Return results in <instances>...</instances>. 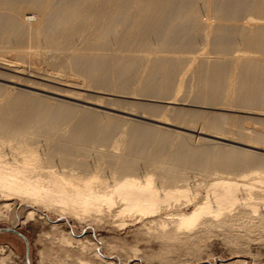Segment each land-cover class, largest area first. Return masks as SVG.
I'll return each instance as SVG.
<instances>
[{
    "label": "bare ground",
    "instance_id": "obj_1",
    "mask_svg": "<svg viewBox=\"0 0 264 264\" xmlns=\"http://www.w3.org/2000/svg\"><path fill=\"white\" fill-rule=\"evenodd\" d=\"M0 68L166 103L124 111L102 101L197 134L0 86V221L18 201L28 208L23 224L37 216L50 223L43 238L64 256L43 250L42 264L149 261L140 242L190 247L218 232L234 244L252 232L264 241V155L193 145L221 140L264 151V130L246 126H264L263 118L218 111L264 116V0H0ZM63 89L52 88L92 100ZM50 215L108 234L79 238ZM127 230L134 243L122 237ZM0 253L1 264L10 262L12 250Z\"/></svg>",
    "mask_w": 264,
    "mask_h": 264
},
{
    "label": "rangeland",
    "instance_id": "obj_2",
    "mask_svg": "<svg viewBox=\"0 0 264 264\" xmlns=\"http://www.w3.org/2000/svg\"><path fill=\"white\" fill-rule=\"evenodd\" d=\"M0 72L4 75L9 74V75L16 76L20 78V80H22L18 82H15L13 80L7 82L4 80L5 77L3 79L0 78V86L11 92L23 93V94L25 93L29 94L30 92V94L33 93L37 99L48 100V101L56 100L58 102H61L60 104L62 106H68V107H72V108L79 109V110H82V108H90L94 110L95 112L109 113L116 119H117V116L123 117L126 119L129 118V120L132 123L140 122L141 124L151 125V126H154L162 130L163 132H178V133H183V134L190 133L182 129L173 127V126L157 124V123L151 122L148 119H143L139 117L142 114L138 112L136 113L137 116H130V115L128 116L118 111L110 110L108 109V107H113V106L111 104L102 103V101L108 102V103H113V101H119L118 103L120 105L119 107L123 108L122 110L124 111H127L129 109L130 111H132V109L134 110L135 108L132 107V104H134V102L135 103L141 102L144 104H147V103L154 104L155 103L161 106L165 105L166 103L154 102V101H149L146 99H140V98H134V97L115 96L112 94H106V93L104 94L102 92L98 93L92 90H88V91L78 90L80 94L82 93L81 94L82 96L92 98V100L84 98V97L82 98L72 97V95L70 97L69 94L67 95L65 93L58 94L59 92L58 93L57 91L54 92L52 88H56V89L64 88L63 90L66 89L67 91L70 90L71 92L75 91L76 89L67 87L63 84L62 85L58 84L50 80L48 81V79H46L47 77L45 78V76H43L45 75V71L42 73L38 71V73H40L41 75H36L32 77L30 75L28 76L22 75V74H18V73L9 71V70L5 71V69L1 70V68H0ZM31 83L39 84L42 87H35L36 85H34V87H30L29 84L32 85ZM78 91L76 93H79ZM89 95H91L92 97ZM97 97H101V98H98L99 100H101V102L99 100L97 101ZM88 100L89 102L91 101L90 103L93 102L95 104L96 102V104L100 103L99 105L103 104L102 106L104 105L105 106L101 107L97 105L96 106L91 105L90 103H87ZM171 106L179 107L182 105L172 104ZM119 107H116V108L120 109ZM182 107H186V108L190 107V109L196 108L193 105L192 106L184 105ZM196 109H200V108H196ZM202 109L204 111H217V110H213L210 108H202ZM218 111L220 113H230L232 115H237V116L246 115L247 117L254 118V119L256 118L264 119L263 115H257L253 113L247 114V113L231 112V111L225 112V110H218ZM246 126L252 129L257 128L262 131L264 130V126L258 123L256 124L255 121L253 122L249 121L246 124ZM196 129L199 130L200 126H198ZM190 134H193V135L195 134V136L197 135L196 133H190ZM201 137H205V136L201 135ZM207 139L210 140L211 138H207ZM212 141H214L215 144L214 142L213 143L203 142V143H193V145L196 147L216 146L219 148H223V149H219L222 151L229 150L230 147H234L237 149H250V150H253L261 154L262 156L264 155L263 150H257V149L249 148V147L247 148V146H244L239 143H232V142L221 141V140H217V141L212 140ZM27 212H28V208H24V207L21 208L18 204V201H13V210L9 213V219H4L0 221V228L13 227V228H16L19 233L26 236V238L29 241V247H30V252H29L30 264H42L41 263V252L43 250H45V253L50 256H53V255L54 256L55 255L64 256V254L60 251L58 246H53L48 240L45 239V237L43 238L44 234L51 233L52 231L50 223H46L44 219H40L39 216H37L34 220L27 221L25 224H23L27 217V214H28ZM49 219L51 222L61 224V227L64 231H69V230L73 231L75 235L79 238L88 237L91 240L97 241L99 240L100 237H106L108 234L106 231H96V235H95V231L90 228L84 231L82 230L80 226H78L77 223H75L71 219L63 220V219H59L57 216H54V215H50ZM244 234L245 233L241 229L237 231V235L239 236H243ZM247 234H248V237L246 238L247 240L241 241L239 242V244H234L233 242L225 240L226 235L220 232L212 234L209 237H205L198 244L194 246H190V247L176 246L174 244L170 245L167 243L157 242V241H153L151 243L140 242L138 245L143 251V253L147 255V258L149 259V261H145L144 259L136 260V261H132L130 264H163L162 257L164 258L166 253L167 255H169V258L167 260L170 261V264H235L236 261L238 260L244 262L245 264H264V241L261 239V236L257 234V232H252L251 234L250 233H247ZM125 236H127L126 238L128 239L130 243H134L135 238L132 232L130 231L128 232V230L123 232L122 237H125ZM3 246L7 250V254H10V250L13 251L10 257L11 259H9L10 262L6 264H28L26 262V244L21 237L15 234H12V233H0V247H3ZM6 247L7 248L9 247V248L7 249ZM1 256L2 255H0V260H1Z\"/></svg>",
    "mask_w": 264,
    "mask_h": 264
},
{
    "label": "water",
    "instance_id": "obj_3",
    "mask_svg": "<svg viewBox=\"0 0 264 264\" xmlns=\"http://www.w3.org/2000/svg\"><path fill=\"white\" fill-rule=\"evenodd\" d=\"M0 232L13 233V234H17V235L22 237V239L25 241L26 246H27V252H26L27 262H28V264H30L29 263V243H28V239L26 238V236H24L23 234L19 233L17 231V229L13 228V227H11V228H0Z\"/></svg>",
    "mask_w": 264,
    "mask_h": 264
}]
</instances>
